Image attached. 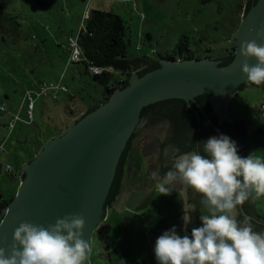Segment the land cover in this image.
Returning <instances> with one entry per match:
<instances>
[{"label":"rangeland","instance_id":"1","mask_svg":"<svg viewBox=\"0 0 264 264\" xmlns=\"http://www.w3.org/2000/svg\"><path fill=\"white\" fill-rule=\"evenodd\" d=\"M247 2L0 0L5 13H0V103L7 106V111L0 113V121L5 123L11 114L19 113L11 131L7 127L0 130V143L5 146L0 152V163L13 167L8 172L0 166V199L9 198L18 190L25 163L51 134L56 135L59 128L66 129L73 119L104 97V86L87 72L85 64L69 61V37L78 34L87 10L98 8L119 13L127 21L130 56L158 60L172 53L184 36H188L190 47L200 57L222 54L230 45L231 32L242 18ZM15 21L21 26L10 28ZM42 83L54 86L38 96L37 89ZM28 91H32L35 102L31 123L27 122ZM238 96L242 100L238 97L232 100L230 113L234 117L244 115L254 124L246 140L248 155L264 160L262 88L242 89ZM142 125L143 121L137 125V139L144 134ZM258 127L262 129L257 130ZM135 142L134 146L140 147ZM140 149L142 152L132 151L127 159L132 184L124 181L119 199L103 221L111 225L110 233L102 237L97 232L93 237L91 264H158L154 246L164 231L175 226L178 235H188L180 192L173 189L170 195L160 194L152 178L136 188L138 174L146 168L143 147ZM255 199L264 215V196ZM206 214L208 209L203 206V215Z\"/></svg>","mask_w":264,"mask_h":264},{"label":"water","instance_id":"2","mask_svg":"<svg viewBox=\"0 0 264 264\" xmlns=\"http://www.w3.org/2000/svg\"><path fill=\"white\" fill-rule=\"evenodd\" d=\"M260 28L264 0H248L232 36L234 55L184 61L135 58L136 72L128 81L104 103L84 110L25 163L0 226V247H9L14 229L23 221L47 227L77 213L85 221L82 238L92 251L95 232L120 197L127 154L141 121L144 134L135 144L143 146L150 175L158 170L162 178L180 154L192 150L203 154V145L197 143L221 134L236 142L238 154L245 157L250 128L228 118V109L240 90L264 85L246 80L240 53L243 41L264 44L256 36ZM248 62L257 63L254 57ZM175 187L183 193L182 218L191 214L185 223L191 237L193 228L203 226L202 195L180 184ZM254 204L252 196L237 206L235 215L241 221L251 217L254 230L261 231L264 222ZM91 251L85 264H91Z\"/></svg>","mask_w":264,"mask_h":264},{"label":"clouds","instance_id":"3","mask_svg":"<svg viewBox=\"0 0 264 264\" xmlns=\"http://www.w3.org/2000/svg\"><path fill=\"white\" fill-rule=\"evenodd\" d=\"M256 36L264 40V28ZM240 53L246 80L264 83V44L243 41ZM251 57L257 61L254 65L248 62ZM200 144L203 154L199 150L180 154L162 178L158 170L151 173L160 194L170 195L176 184L191 188L202 195L200 204L209 213L200 216L203 226L193 228L191 237L178 235L175 226L164 231L154 246L158 264H264V230L255 231L251 217L241 221L235 215L237 206L253 193L264 196V160L252 154L241 157L227 135ZM8 212L0 218V226ZM184 220L190 222L191 214L187 212ZM84 225L77 213L47 227L23 221L14 229L9 247H0V264H85L91 250L82 238Z\"/></svg>","mask_w":264,"mask_h":264},{"label":"trees","instance_id":"4","mask_svg":"<svg viewBox=\"0 0 264 264\" xmlns=\"http://www.w3.org/2000/svg\"><path fill=\"white\" fill-rule=\"evenodd\" d=\"M203 1L209 2L211 0H203ZM246 6L247 4L245 5L244 10H246ZM0 13L5 14L1 6H0ZM7 18L12 19V17H7ZM240 21L241 19H239L237 25H234L233 31L231 32L229 47H227L225 51L222 54H219L218 56L234 55L233 51L235 48L232 40V36H233L232 34L237 30ZM126 22L127 21L119 13L115 11L94 8V9H90L89 16L85 19L84 24L80 28L78 40L84 54V60L82 62L74 63V64L84 63L87 72H89L95 80H97L104 86V97L102 101H100V103L97 105L104 103L116 91V89L120 88L126 81H128L133 76V74L136 72L135 58L150 59L147 56L132 57L128 53V46L130 44V39L128 37ZM0 26H2L1 22H0ZM9 26L12 29H16L17 27H20L21 24L15 21L14 24L12 25L10 24ZM209 57L213 58L214 56L200 57L197 54V51L190 47L188 36H184L176 45L172 53L167 54L165 56H160L158 60L184 61V60L202 59ZM90 65L99 66L103 68V71L99 74H94L89 69ZM262 87H264V85H262ZM246 121H244V124H246ZM6 122L2 123L0 121V123L2 124L1 125L2 128L7 127ZM64 129L65 128H59L57 134L62 133ZM53 135L54 134H51L50 136ZM1 144L2 143H0V145ZM39 149L40 148H38L36 151H38ZM138 149L141 150L142 152V149H140V147L133 146V142H131V146L125 162V174H124V181L126 180V182H128L130 185L132 184L133 181H132V177L128 175L129 169L126 166L127 159L132 151H138ZM4 150H5V146H4ZM249 151H250L249 146H246L247 155ZM246 154L245 157H247ZM145 170L146 168L143 171H141V173L143 174ZM136 182L137 184L139 183L136 188H138L142 184L145 185V182H143L141 178L140 179L137 178ZM123 186H124V182H123ZM16 191L9 198L0 199V218L5 213L10 201L13 199V197L16 194ZM110 229H111V225L109 223L103 222L101 223L99 229L95 232V234L98 232L100 236L107 237L108 234L110 233Z\"/></svg>","mask_w":264,"mask_h":264},{"label":"built area","instance_id":"5","mask_svg":"<svg viewBox=\"0 0 264 264\" xmlns=\"http://www.w3.org/2000/svg\"><path fill=\"white\" fill-rule=\"evenodd\" d=\"M89 11L87 10L85 13V18H87L89 16ZM80 31V30H79ZM79 32L77 35H72L69 37V43H68V47L67 49L69 50L70 53V58L69 61L70 63H79L82 62L84 60V54L82 51V48L79 44ZM90 71L94 74H99L103 71V68L96 66V65H90L89 67ZM49 86H54V84H47V83H42L40 84L39 88L37 89V95L40 96L42 95V93L44 92V90L46 88H48ZM64 90H67V88L65 87ZM27 95V100H28V106H27V110H28V119L27 122L31 123L33 120V110H34V106H35V102L32 96V91H28L26 93ZM7 111V106L5 103H0V113H4ZM260 111L263 113L264 115V99L261 102L260 105ZM19 119V113L15 112V114H11L10 118L7 120L6 122V126L8 128L9 131H11L14 127L15 124L17 122V120ZM2 124L0 123V129L2 128L1 126ZM4 151V144L2 143L0 145V152ZM0 166L5 168L6 171L8 172H12L13 171V167L11 166V164L8 163H0Z\"/></svg>","mask_w":264,"mask_h":264},{"label":"crops","instance_id":"6","mask_svg":"<svg viewBox=\"0 0 264 264\" xmlns=\"http://www.w3.org/2000/svg\"><path fill=\"white\" fill-rule=\"evenodd\" d=\"M261 88H262V97L264 98V87H262V86H260ZM246 88H251V87H246ZM246 88H244V89H246ZM240 92V91H239ZM239 92L237 93V94H235V96L233 97V99L235 98V97H238L239 99H241L242 100V98H240L238 95H239ZM232 99V100H233ZM263 100V99H262ZM232 102V101H231ZM231 105V104H230ZM229 111H230V106H229V109H228ZM230 113V112H229ZM229 115H230V117H229ZM231 115V113L230 114H228V118H231V119H233L234 121H236V122H241V123H244V121H246V120H248L249 118H246V120H244L245 119V116L244 115H241L240 117H234V116H232ZM244 118V119H243ZM241 120V121H240ZM246 125L250 128V133L249 134H251V132H252V129L254 128V124L251 122V120H248V121H246ZM260 129H262V127H258L257 128V130H260ZM247 140V139H246ZM245 145L246 146H248V142L246 141L245 142ZM247 155V154H246ZM174 190H176V191H178V192H180L182 195H183V193L180 191V190H177V189H175L174 188ZM254 197V196H253ZM254 199V206H255V209H256V212H257V214L261 217V219H262V222H264V215L260 212V210H259V208L257 207V201H256V199L255 198H253ZM182 214H184V205H183V211H182Z\"/></svg>","mask_w":264,"mask_h":264},{"label":"flooded vegetation","instance_id":"7","mask_svg":"<svg viewBox=\"0 0 264 264\" xmlns=\"http://www.w3.org/2000/svg\"><path fill=\"white\" fill-rule=\"evenodd\" d=\"M138 131H139V128L136 130V134H135V137H134V139H133V146H134V142H135V140H137V135H138ZM139 145V144H138ZM140 147L142 148L143 146L140 144ZM245 149H246V146H245ZM137 178H141L142 179V181H145L146 179H148V178H152V176L151 175H148V171H147V167H146V170H145V172L143 173V174H140ZM140 181V180H139Z\"/></svg>","mask_w":264,"mask_h":264}]
</instances>
